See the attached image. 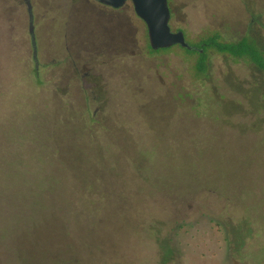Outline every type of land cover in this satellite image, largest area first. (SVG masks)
Segmentation results:
<instances>
[{"label":"rangeland","instance_id":"rangeland-1","mask_svg":"<svg viewBox=\"0 0 264 264\" xmlns=\"http://www.w3.org/2000/svg\"><path fill=\"white\" fill-rule=\"evenodd\" d=\"M31 1L38 63L26 2L0 0L5 264H19L16 232L52 208L58 215L36 231L38 244L27 242L24 264H264V71L213 53L198 78L181 48L152 52L131 1L118 11ZM169 5L171 28L191 44L220 32L264 50V0ZM104 14L124 16L123 26ZM82 36L91 52L74 43ZM83 110L119 129L90 137ZM120 129L148 160L145 183L132 179L136 147ZM70 216L83 219L82 238ZM139 218L142 233L130 227Z\"/></svg>","mask_w":264,"mask_h":264},{"label":"trees","instance_id":"trees-1","mask_svg":"<svg viewBox=\"0 0 264 264\" xmlns=\"http://www.w3.org/2000/svg\"><path fill=\"white\" fill-rule=\"evenodd\" d=\"M112 23L114 27L118 25L117 21H113ZM115 32H119V30L115 29ZM114 37H118V34H116ZM191 45L193 46L192 49L176 45L170 48L159 50H154L151 47V50L153 53H159L162 51H170L174 47L181 48L184 51L183 53L186 59L191 61V66L194 69V74L198 78H202L203 76L208 75L209 61L213 53L224 54L232 57L235 60L246 61L254 65L256 68L264 71V50L258 44V41L251 36H245L239 40H226L220 32H212L201 36L200 40L197 43ZM195 108H197V105L191 108L192 111ZM85 111L86 110L79 111L77 116L80 120V127L86 130L90 137L91 134L95 135V132L99 129H119L111 125L109 122L108 124H106V122H103V120H98L93 114L92 116L89 114H85ZM148 121L149 123H151L150 119ZM120 130L126 136V139L136 147L134 148V155L136 157L134 159L136 160V162L134 163V169L131 170L132 179L145 183V180L143 179H146V166L148 160L144 159V154L137 148L138 146L133 141L134 138L130 135V132H125L123 129ZM109 134L110 133H108V135ZM81 189L84 193V197H82L83 199H85L84 202L90 203L91 199H87L89 197H86L85 195L91 193V188L82 185ZM57 215L58 211L52 208L50 211L45 212L41 219L33 221L31 227L21 228L16 232L14 238L15 257L18 259L19 264H24L23 259L25 257V246L27 245V242L29 244H38L39 241L35 235L36 231L39 230L43 225L53 221V219H55ZM67 224L71 225V233L75 231L73 227H76L78 230L75 233H77L78 239L82 238L83 235L80 233V231L83 229L84 221L80 216L68 217ZM145 225V219L143 218V220L141 221V218H139L138 220H135V222H132L130 227L131 229L136 230L137 233H142L145 229ZM0 248L4 249L0 252V264H5L4 260L6 257L12 256V250L2 246H0Z\"/></svg>","mask_w":264,"mask_h":264},{"label":"water","instance_id":"water-1","mask_svg":"<svg viewBox=\"0 0 264 264\" xmlns=\"http://www.w3.org/2000/svg\"><path fill=\"white\" fill-rule=\"evenodd\" d=\"M30 14V33L34 49V59L38 63V48L35 35L34 12L31 0H24ZM113 8H122L128 0H100ZM135 12L148 27L151 47L154 50L180 45L192 49L183 30L174 31L171 28V8L169 0H132Z\"/></svg>","mask_w":264,"mask_h":264},{"label":"flooded vegetation","instance_id":"flooded-vegetation-1","mask_svg":"<svg viewBox=\"0 0 264 264\" xmlns=\"http://www.w3.org/2000/svg\"><path fill=\"white\" fill-rule=\"evenodd\" d=\"M128 1H131L132 2V0H128ZM128 1H127V3H128ZM81 4H88V6L90 8H94L95 5L98 4V5L102 6V7L107 8L110 11H118V10H120V9L123 8V7L122 8H113L112 6L105 4V3L101 2L100 0H91V1L85 0ZM104 17H105L106 20L111 21V22L118 21L121 26H123V24H124V19H125L124 16H120V15L119 16H115V15H111V14H108V15L107 14H104ZM74 43L75 44H78V47L80 49L83 48V49L87 50L88 52H91V37H89V36H82L81 38H79V40H76V42H74ZM86 44H87V46H86ZM69 62H71V61H69ZM73 64L77 65L76 62L73 63Z\"/></svg>","mask_w":264,"mask_h":264}]
</instances>
